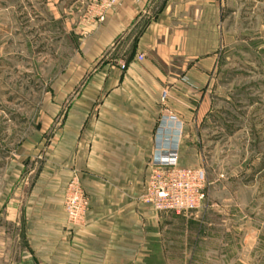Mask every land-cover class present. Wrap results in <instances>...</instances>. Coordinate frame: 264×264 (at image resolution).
Masks as SVG:
<instances>
[{
	"label": "crops",
	"instance_id": "0c3cea01",
	"mask_svg": "<svg viewBox=\"0 0 264 264\" xmlns=\"http://www.w3.org/2000/svg\"><path fill=\"white\" fill-rule=\"evenodd\" d=\"M232 1L118 0L102 24L79 26L46 156L0 203V264H193L177 248L188 220L141 195L163 112L183 123L180 157L209 109ZM74 173L89 201L77 227L64 210Z\"/></svg>",
	"mask_w": 264,
	"mask_h": 264
},
{
	"label": "rangeland",
	"instance_id": "374dc122",
	"mask_svg": "<svg viewBox=\"0 0 264 264\" xmlns=\"http://www.w3.org/2000/svg\"><path fill=\"white\" fill-rule=\"evenodd\" d=\"M90 2L0 0V203L28 185L37 157L46 156L60 120L64 87L56 83L78 59L79 26L93 27L85 22ZM231 7L209 109L179 157L205 172V201L170 213L188 220L177 248L193 264H264V0Z\"/></svg>",
	"mask_w": 264,
	"mask_h": 264
},
{
	"label": "built area",
	"instance_id": "2783aa9c",
	"mask_svg": "<svg viewBox=\"0 0 264 264\" xmlns=\"http://www.w3.org/2000/svg\"><path fill=\"white\" fill-rule=\"evenodd\" d=\"M117 1L91 0L85 22L92 26L102 24ZM138 59H142V56H138ZM120 68L125 69L126 64L122 63ZM182 136L183 123L165 110L156 127L149 175L141 195V201L155 211L190 213L199 210L205 201V172L179 164ZM88 206V197L78 175L74 173L64 195V210L71 226L77 227L85 222Z\"/></svg>",
	"mask_w": 264,
	"mask_h": 264
}]
</instances>
